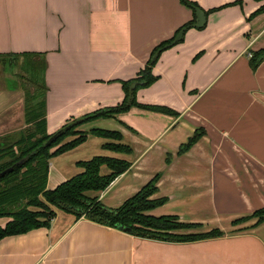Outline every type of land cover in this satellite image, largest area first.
<instances>
[{
	"label": "crops",
	"instance_id": "crops-1",
	"mask_svg": "<svg viewBox=\"0 0 264 264\" xmlns=\"http://www.w3.org/2000/svg\"><path fill=\"white\" fill-rule=\"evenodd\" d=\"M192 1L209 11L205 26L188 28L163 50L153 66L158 78L136 91L139 102L176 113L134 105L84 123L120 130L132 152L106 148L109 139L90 134L50 158L47 187L80 172V160L124 157L132 163L128 170L89 194L116 207L159 174L154 196L167 200L149 212L224 233L150 238L54 206L49 226L0 240V264H264V220L254 214L264 207V60L256 68L250 62L251 51L264 47V10L258 11L264 0ZM195 20L181 0H0V53L45 55L53 133L122 102V81L136 77L160 42ZM8 76L0 85V135L28 126L25 90L20 81L10 86ZM197 130L199 138L181 151ZM9 219L0 217V225Z\"/></svg>",
	"mask_w": 264,
	"mask_h": 264
},
{
	"label": "trees",
	"instance_id": "trees-1",
	"mask_svg": "<svg viewBox=\"0 0 264 264\" xmlns=\"http://www.w3.org/2000/svg\"><path fill=\"white\" fill-rule=\"evenodd\" d=\"M181 2L192 7L194 11L195 7L199 6L192 0H181ZM262 10L264 5L258 9V11ZM191 23L193 22L180 26L172 37L160 42L136 77L122 81L126 93L122 102L99 107L66 122L60 128L62 132L48 145L46 143L60 129L53 133L47 131L45 55L31 51L0 53V62L4 64V69L14 73L18 71L17 80L13 82L8 78L7 81L12 87L19 81L23 86L25 116L28 123V126L21 130L0 135V216L10 217L6 224L0 225V240L8 235L24 233L40 226H49L56 213L54 206L74 213L77 218L86 216L150 238L189 241L224 233L219 228L191 230L201 227V224L182 221L177 215H155L149 212L167 200L165 196H154L158 191L156 183L159 174L116 207L107 206L99 199L98 194H89V191L105 190L117 176L128 170L132 163L124 157L97 154L89 159L80 160L78 165L83 168L80 172L54 188L47 187L50 158L84 142L90 134L113 138L105 143L106 148L118 152H132V146L122 141L123 134L120 130L93 127L87 132H79L76 128L80 124L98 118L115 117L134 105L176 113L174 109L166 105L139 102L136 91L139 87L149 86L158 78L153 72V66L159 57L154 62L151 60L155 51L172 41L181 28ZM251 52L250 62L256 68L264 60V47ZM133 81H137L138 85L134 90L132 103L127 105L129 86ZM72 134L74 135L72 138L63 141L66 136ZM200 135L201 131L197 130L181 147V151L187 150ZM104 165L108 168L107 172L102 171ZM10 167L12 169L9 172L1 174L3 170ZM254 214L259 216L258 220H264V207L255 211ZM238 221L240 220L235 222Z\"/></svg>",
	"mask_w": 264,
	"mask_h": 264
},
{
	"label": "water",
	"instance_id": "water-1",
	"mask_svg": "<svg viewBox=\"0 0 264 264\" xmlns=\"http://www.w3.org/2000/svg\"><path fill=\"white\" fill-rule=\"evenodd\" d=\"M195 13H196V20L191 23V24H187L185 25L183 28L180 29V31L176 34V36L173 38L172 41L166 43L165 45H163L162 47H160L159 49H157L155 51V53L153 54L152 56V62H154L159 56H160V53L175 45L176 43L180 42L181 39L184 37V34H185V31L190 28V27H198V28H201V27H204L206 22H207V14H206V11L201 8L200 6H197L195 7ZM138 85V82L137 81H133L130 83V86H129V95H128V99H127V105H130L133 101V98H134V90L136 88V86ZM62 130H58V132L56 134H54V136L46 143V145H48L54 138H56L58 136L59 133H61ZM12 168H7L5 170H3L1 172V174H5L6 172H9Z\"/></svg>",
	"mask_w": 264,
	"mask_h": 264
},
{
	"label": "rangeland",
	"instance_id": "rangeland-1",
	"mask_svg": "<svg viewBox=\"0 0 264 264\" xmlns=\"http://www.w3.org/2000/svg\"><path fill=\"white\" fill-rule=\"evenodd\" d=\"M4 69V64H2L1 62H0V85H2V84H4V83H6V80H5V78H7V74L9 75L8 77L10 78V81H15V79H16V77H17V75H18V72L16 71V73H14V72H11V70H9V71H7V70H5ZM22 73V72H21ZM17 74V75H16ZM2 75V76H1ZM1 77H3V78H1ZM18 78V77H17ZM95 120V119H94ZM90 121H92V120H90ZM90 121H87V122H90ZM87 122H84V123H87ZM84 123H82V124H80L77 128H76V130H78L79 132H87V131H89V129H86L85 127V125H83ZM74 135L72 134V135H69V136H66L64 139H63V141H67V140H69L70 138H72ZM107 139H109V140H112L113 138H107ZM62 141V142H63ZM0 217H7V216H0ZM191 230H198V228H192Z\"/></svg>",
	"mask_w": 264,
	"mask_h": 264
}]
</instances>
